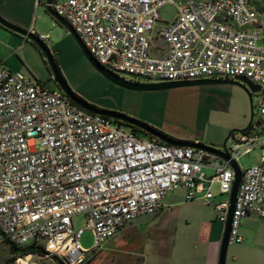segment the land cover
Masks as SVG:
<instances>
[{"label":"built area","instance_id":"1","mask_svg":"<svg viewBox=\"0 0 264 264\" xmlns=\"http://www.w3.org/2000/svg\"><path fill=\"white\" fill-rule=\"evenodd\" d=\"M41 4V0H36ZM78 35L96 61L115 74L181 82L240 77L264 88V0H57L48 4ZM176 9L172 21L160 10ZM30 33V32H29ZM47 46V35L32 31ZM256 131L232 133L219 149L173 146L84 110L0 63V245H34L8 264L42 258L85 264L132 221L156 215L170 192L214 205L225 230L235 180L231 162L260 151L242 169L229 236L241 244V221L264 219V96ZM227 142H231L227 146ZM212 170L208 175L206 169ZM222 200L214 203L213 187ZM85 226L76 228L75 216ZM90 231L91 250L81 238Z\"/></svg>","mask_w":264,"mask_h":264},{"label":"rangeland","instance_id":"2","mask_svg":"<svg viewBox=\"0 0 264 264\" xmlns=\"http://www.w3.org/2000/svg\"><path fill=\"white\" fill-rule=\"evenodd\" d=\"M46 1L48 0H41V4H37L36 0H0V17L30 33L35 31L37 34L47 35V48L56 60L61 76L68 87L87 103L97 108L123 113L155 129L175 130L199 138L203 144L216 149L223 148L231 133L246 129L252 116L253 124L262 119L258 102L264 94L252 92L240 80L236 81L237 84H205L156 91H135L117 85L94 67L74 35L48 14ZM175 15L176 9L173 6L167 5L160 10L161 19L166 22L172 21ZM14 35L11 43L14 46L13 53L6 67L12 72L22 73L45 84L51 90L61 91L54 78L53 66L38 44L26 36ZM118 76L141 84L160 83L137 79L128 74ZM230 145L231 142H227V146ZM259 159L260 151L255 150L241 156L238 164L245 169L256 164ZM206 173L210 175L212 171L206 170ZM213 192L217 201L223 199L217 186L213 187ZM181 193L170 192L166 201ZM172 219L169 230L173 232V238L183 230L194 228L182 214ZM156 220L152 215L137 218L133 224L141 227L136 234L118 233L100 251L95 254L88 253L85 264H141L140 259L130 260L120 254L131 252L133 256H151L153 247L157 245L156 240L165 239V233L147 230ZM73 222L76 228H83L84 215L75 216ZM117 237L122 240L124 237V241H129L119 246L116 244ZM80 242L84 250H91L94 243L92 233L85 231ZM229 254L228 248L227 256ZM12 257L10 247L0 245V264H8ZM39 264L60 263L54 259L42 258Z\"/></svg>","mask_w":264,"mask_h":264},{"label":"crops","instance_id":"3","mask_svg":"<svg viewBox=\"0 0 264 264\" xmlns=\"http://www.w3.org/2000/svg\"><path fill=\"white\" fill-rule=\"evenodd\" d=\"M14 34L17 33L0 24V63L5 67L13 53L14 46L11 43L14 41ZM158 130L177 140L204 143L199 138L190 137L175 130ZM206 170L212 171L209 168ZM178 191L182 193L171 198L170 201H166L170 193L167 195L164 207L158 214L152 215L157 220L147 227V230L165 233V239L156 240L157 245L153 247V254L151 256H133L131 252H122L120 256H125L130 260L140 259L141 264H219L224 228L216 219L214 205L206 204L201 198L186 201L184 190ZM216 202L218 201L215 195L214 203ZM180 214L186 218L189 224L192 223L194 228L183 230L181 233L175 234L173 238V232L169 230V225L172 218L179 217ZM134 221L118 233L136 234L141 226L133 224ZM240 234L243 242L236 246L229 244L230 254L226 258V264H264V219L254 214L244 218L241 221ZM127 240L129 241V239ZM117 241L116 244L119 246L127 244L124 237L123 240L117 237Z\"/></svg>","mask_w":264,"mask_h":264},{"label":"water","instance_id":"4","mask_svg":"<svg viewBox=\"0 0 264 264\" xmlns=\"http://www.w3.org/2000/svg\"><path fill=\"white\" fill-rule=\"evenodd\" d=\"M57 1V0H48V4H51L52 2ZM47 12L49 15H51L54 19H56L61 25L66 27L71 34L74 35L76 38L77 42L79 43L81 49L83 50L84 54L86 57L89 59V61L94 65V67L104 76H106L108 79L116 83L117 85L129 89V90H135V91H156V90H168V89H174V88H181V87H191V86H199V85H205V84H237L235 80H227V79H203V80H193V81H181V82H162V83H136V82H130L126 81L125 79L119 77L117 74L113 73L112 71L106 69L102 65H100L96 59L91 55V53L88 51V49L85 47V45L82 43L78 35L74 32V30L71 28V26L61 17L57 16L50 6H47ZM0 24L7 28L8 30L15 32L17 34L30 37L33 41H35L38 46L42 49V51L46 54V56L49 58L53 69H54V75H55V81L60 85L61 89L63 92L78 106L83 108L84 110H87L88 112L94 113V114H99L105 117L112 118L114 120L123 122L129 126H133L136 128L141 129L143 132L158 137L161 139L163 142L173 145V146H179V147H193V148H198V149H204L219 158H222L224 160H229L230 157L223 153L221 150L216 149L214 147L202 144V143H197V142H190V141H183V140H177L174 139L162 132H160L158 129H155L151 126H149L146 123H143L135 118H132L128 115H125L123 113L117 112V111H112V110H107V109H101L97 108L80 97H78L66 84L64 81L63 77L58 73L56 68L54 67V63L51 58V53L47 46L42 43L40 40H38L33 34H30L28 31H25L8 21L4 20L2 17H0ZM238 80L246 83L252 92H262L264 94V90L261 88V86L253 84L249 79L245 77H240ZM251 97V94H249ZM253 122V116L251 117V120L249 122L248 127L251 126ZM247 127V128H248ZM253 131H256V127H251ZM226 142V141H225ZM224 142V143H225ZM231 166L234 169L235 172V180L233 183V188L232 192L230 195V210H229V218L226 224V228L224 230L223 234V239L221 243V251H220V257H219V264H226V258H227V251L229 247V236H230V231H231V223H232V217H233V212H234V205L237 197V193L240 187V183L242 180V171L239 166V164L235 161L231 162Z\"/></svg>","mask_w":264,"mask_h":264},{"label":"trees","instance_id":"5","mask_svg":"<svg viewBox=\"0 0 264 264\" xmlns=\"http://www.w3.org/2000/svg\"><path fill=\"white\" fill-rule=\"evenodd\" d=\"M45 54V53H44ZM51 58H52V61H53V63H54V67L56 68V70L58 71V73L61 75V72H60V69H59V67H58V64H57V62H56V60L54 59V57L51 55ZM119 122V121H118ZM120 123H122V124H125V123H123V122H120ZM125 125H127V124H125ZM127 126H129V125H127ZM129 127H131L136 133H140V130L138 129V128H136V127H133V126H129ZM251 129V127H248V128H246V129H244L243 131H249ZM232 134V133H231ZM230 134V135H231ZM147 135V134H146ZM229 135V136H230ZM7 246H9L10 247V251H11V254L14 256L15 254H17L18 252H22V253H29V252H35V251H37V252H39V253H41V252H45L44 251V249L42 248V247H38L37 249H36V247L34 246V245H30V246H25V247H15V246H13V245H11V244H8ZM13 260V257L8 261V262H10V261H12ZM55 260H57L60 264H63L61 261H59L58 259H55Z\"/></svg>","mask_w":264,"mask_h":264},{"label":"flooded vegetation","instance_id":"6","mask_svg":"<svg viewBox=\"0 0 264 264\" xmlns=\"http://www.w3.org/2000/svg\"><path fill=\"white\" fill-rule=\"evenodd\" d=\"M139 129V128H138ZM140 130V133L141 134H147V133H145V132H143L141 129H139Z\"/></svg>","mask_w":264,"mask_h":264}]
</instances>
